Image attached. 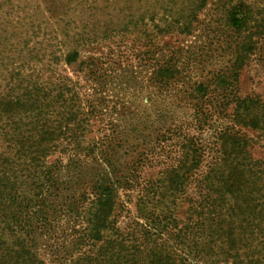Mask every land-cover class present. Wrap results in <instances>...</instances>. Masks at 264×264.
Wrapping results in <instances>:
<instances>
[{
    "label": "trees",
    "instance_id": "obj_1",
    "mask_svg": "<svg viewBox=\"0 0 264 264\" xmlns=\"http://www.w3.org/2000/svg\"><path fill=\"white\" fill-rule=\"evenodd\" d=\"M4 6L0 0V20ZM245 16L241 5L232 7L228 26L239 33ZM149 22L156 33L143 31L146 47L135 57L151 94L144 106L183 79L178 52L161 48L159 27ZM105 24L89 33L71 29L54 46L25 45L16 58L11 46L0 47V264H264V166L252 160L251 140L241 132L264 142V99L235 98L229 122L215 134L216 156L200 171L203 149L190 123L171 121L149 133L146 114L135 112L139 95L130 84L141 75L130 74L113 49L100 52L108 34L120 33ZM130 25L147 28L140 20L116 28ZM3 42L9 39L0 35ZM58 66L68 72L48 75ZM230 77L216 76L217 87ZM194 86L185 98L202 130L211 117L203 106L224 108L227 95L210 101L208 84ZM168 141L177 149L174 162L147 176L160 162L157 145ZM130 194L132 218L121 201ZM187 199L188 215L177 219L174 203Z\"/></svg>",
    "mask_w": 264,
    "mask_h": 264
},
{
    "label": "rangeland",
    "instance_id": "obj_2",
    "mask_svg": "<svg viewBox=\"0 0 264 264\" xmlns=\"http://www.w3.org/2000/svg\"><path fill=\"white\" fill-rule=\"evenodd\" d=\"M5 6L2 8L6 20H0V35L2 39H9V42L0 44L1 48H10L16 51L11 55L15 57L27 48H44L48 41L52 45L69 35L73 29L89 33L92 29H101L105 26L119 30L117 37L108 34V39L101 45V53H108L113 49L115 53L122 58L121 63L128 64L130 74L139 71L140 80L132 81L136 95L134 98L133 108L135 112L147 117V127L149 133L158 127L165 129L172 122L177 124H189L188 132L199 136V142L203 149V162L200 171L206 170V164L216 156L215 143L216 131L223 128L229 122L228 115L234 108V100L244 99L247 97H257L264 99V0H3ZM91 6L90 9H83L81 2ZM241 5L246 14L245 24L239 33L234 32L228 26V13L234 6ZM6 12V13H5ZM153 17L155 25L159 27L158 41L163 48H171L178 52V71L182 80L178 82V89L171 92L161 91L153 94V102L144 106L142 99L151 95L143 79L144 72L141 67L137 68L138 62L136 55L143 51L142 43L145 46L146 41L143 31L153 29L154 24L149 22ZM62 20V21H59ZM135 23L140 20L146 25V29L137 25L133 28L130 25L124 32L118 29L128 21ZM177 24L169 29L166 25L170 21H177ZM12 26H17V30L11 31L9 22ZM68 21V23H66ZM177 26V27H176ZM1 29H5L2 31ZM141 33V34H137ZM155 35V34H154ZM11 36V37H10ZM156 36V35H155ZM10 37V38H9ZM145 41V42H144ZM11 46V47H10ZM10 47V48H9ZM146 47V46H145ZM59 47H53L57 49ZM166 48H163L166 50ZM169 48V49H170ZM237 50H240L241 60L235 62ZM126 59H128L126 61ZM125 61V62H124ZM122 64L121 67H125ZM235 67H232V66ZM66 69L60 66L54 68V72L48 75L65 74ZM132 71V73H131ZM66 72H68L66 70ZM136 72V73H135ZM46 74V73H44ZM222 75L230 78L226 79V86L217 87L215 77ZM216 75V76H215ZM235 75V78H232ZM215 79V80H214ZM231 83V80H233ZM214 80V81H213ZM139 82V83H137ZM135 83V84H134ZM208 84L209 89L206 93L209 100H221L219 95H227L224 108H218L214 112L215 104H205V110L209 109L211 117L208 124L202 130H196L194 120L192 119L193 108L190 106L186 96L194 84ZM230 83V84H229ZM228 85V86H227ZM215 86V87H214ZM190 88V89H189ZM219 88V90H218ZM122 95V93H120ZM193 95V93L191 94ZM210 100V101H211ZM225 103V101H224ZM216 107V105H215ZM220 109V110H219ZM218 112L221 115H218ZM171 117V119H170ZM158 121V122H156ZM153 126L150 128V126ZM238 129V128H237ZM243 134L249 137L250 147L248 152L253 161L264 166V142L257 136V133L251 130H241ZM160 149L159 165L154 170H146L147 176L157 173V171L166 165L174 162L176 156V147L173 142H166L156 147V153ZM196 189L191 186L186 191L189 199L195 198ZM121 201L134 216V194L129 197L121 196ZM190 203V202H189ZM186 201L178 200L174 203L173 216L178 219H185L186 213L191 206ZM123 215H125L123 213ZM126 217L120 218L121 223H127ZM178 255V248L176 247ZM197 264H213L210 259L205 258ZM214 264H225L216 261Z\"/></svg>",
    "mask_w": 264,
    "mask_h": 264
}]
</instances>
